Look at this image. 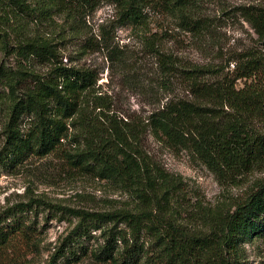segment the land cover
<instances>
[{"label":"trees","instance_id":"obj_1","mask_svg":"<svg viewBox=\"0 0 264 264\" xmlns=\"http://www.w3.org/2000/svg\"><path fill=\"white\" fill-rule=\"evenodd\" d=\"M103 2L114 6L122 24L147 27L150 13L162 11L174 15L190 34L206 32L204 20L191 10L193 0H47L45 10L54 7L77 22ZM246 15L264 36V15ZM17 54L55 68L50 76L35 77L22 96L17 80L8 84L13 103L5 134L13 159L43 158L61 151L75 169L118 183L133 191L141 204L140 212L60 208L79 218V223L48 264H80L86 258L93 264H244L245 244L264 238V67L258 60H248L230 82L217 84L207 81L202 69L184 70L190 98L169 100L147 119L148 130L158 142L196 156L220 181L233 175L262 174L243 200L201 209L203 224L199 226L191 223V208L182 204L183 182L152 161L135 127L114 118L99 125L91 117L85 101L96 83L91 72L60 65L49 43L27 41L19 45ZM165 63L169 65L168 60ZM238 81H244L243 88L237 87ZM224 108L232 114L218 111ZM25 116L35 120L28 134L19 124ZM250 117L262 127L252 128ZM65 146L73 147V153L66 152ZM8 219L0 216V264H26L22 245L27 249L32 245L35 227L26 221L7 223ZM106 224L114 227L107 231L101 249L81 246V239ZM121 224L129 232L119 230Z\"/></svg>","mask_w":264,"mask_h":264},{"label":"rangeland","instance_id":"obj_2","mask_svg":"<svg viewBox=\"0 0 264 264\" xmlns=\"http://www.w3.org/2000/svg\"><path fill=\"white\" fill-rule=\"evenodd\" d=\"M47 7V0H0V216L9 218L7 223L26 221L35 227L32 245L28 249L22 245L26 264H48L78 225L79 218L60 208L141 211L133 191L75 169L61 151L43 158L13 159L5 134L13 103L8 84L17 80L22 96L35 77L50 76L55 68L39 59L18 56L19 45L27 41L53 44L60 65L93 74L96 83L85 98L91 117L99 125L114 118L135 127L152 161L183 182L182 204L191 208V223L201 226L204 210L234 204L248 195L261 173L220 181L196 156L158 142L148 130L147 119L169 100L190 98L182 78L184 70L202 69L208 74L206 80L217 84L230 82L248 60H258L264 67V36L246 15H264V0H193L194 16L206 24L204 35L188 33L174 15L162 11H152L149 25L136 28L122 24L108 2L77 22L54 7L46 11ZM43 9L44 15H37ZM237 87L243 88L244 81H238ZM218 111L232 114L227 108ZM250 118L252 128L262 127ZM19 124L28 134L35 120L25 116ZM65 150L74 151L71 146ZM112 227L106 224L93 229L80 240L81 246L101 249ZM118 229L129 232L124 224ZM146 242L148 246L150 241ZM244 248V264H264V238ZM80 264L93 262L86 258Z\"/></svg>","mask_w":264,"mask_h":264}]
</instances>
